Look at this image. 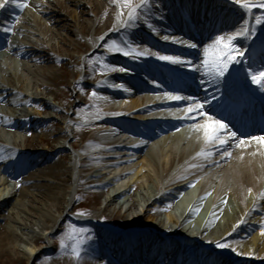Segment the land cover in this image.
<instances>
[{
	"label": "bare ground",
	"instance_id": "bare-ground-1",
	"mask_svg": "<svg viewBox=\"0 0 264 264\" xmlns=\"http://www.w3.org/2000/svg\"><path fill=\"white\" fill-rule=\"evenodd\" d=\"M138 1L131 6L136 7L143 2L151 9L155 17L145 13V7L137 8V12L145 14L149 20L147 25L153 29L189 26L184 21L187 17L189 22L194 23L191 26L201 31L202 40L195 49H177L157 42L151 35L135 32L140 40H134V44L128 40L127 47L118 44L113 41L115 35L129 30L133 22H129L130 8L124 6V0H106L100 5L94 3L93 10L85 12H93L96 19L92 25L84 17V12L72 24L69 14H65L64 7L55 0L48 2L51 9H41L42 17L51 21L49 24L40 22L34 14L25 13L24 8L16 6L17 3H24L28 7L36 0H16L0 8V17L12 20L13 16H21L32 26L26 29V35L21 39L16 34L18 32H13L15 29L11 32V39L7 35L0 37V72L5 71L6 75L1 76L0 73V172L9 168L10 178L18 180V183H10L11 190L4 203L16 197L21 182L35 181L21 191L23 196L17 199L12 210L0 215L5 219L0 230V253H4L5 263L24 264L25 258L10 254L18 253V243H37L56 229L71 209L75 196L72 186L78 175L81 177L83 173L90 175H85L82 181L108 189L109 197L112 196L119 208L128 190L145 187L151 182L152 186H148L141 197L149 201V213L155 215L176 209L181 219L177 229L182 230V239H195L193 244L182 246L180 251L176 249L172 255L168 253L179 247V240L167 236L173 229L166 227L162 218L157 220L156 228L165 230L166 238L155 239L149 244H139L140 239L154 237V230L148 233L144 230L142 234L129 229L135 238L132 243L126 242L129 251L125 253L128 257H125L132 264H219L227 261L233 264L234 260L242 257L241 250L243 254L254 255L257 247L264 242V145L253 139L264 136L258 124V118L264 114V80L256 82L259 85L254 91L257 102L249 103L245 97L239 107L234 97L223 94V84L234 63L245 67L249 65L252 69H256L258 63L264 65V31H257L259 25L254 21L255 18L260 24L264 22V7H258L264 0ZM3 2L0 0V3ZM242 4L257 7L246 8ZM38 25L40 30L36 27ZM93 28L94 36L90 38ZM18 29H23V26ZM63 30L67 31L65 35ZM251 31H257L254 37L250 35ZM155 33L160 35V31ZM36 35L41 40L35 38ZM53 36L58 37V42H52L48 47L46 44ZM221 37L224 43H229V37H235L230 42L233 51L228 55H221L222 44L217 43ZM99 43H105L114 53L113 58L120 59L121 64L135 66L149 76L158 75L156 69L167 70L178 80L174 87L179 86L181 96L177 97L181 99H169L173 111L152 114L156 107L153 94L174 91V88L168 86L165 91H160L132 75L122 76L120 80L123 83L119 84V87L125 86L129 91L112 90V101L123 102L117 108L109 107L93 89L84 90L82 83L75 80L78 71L71 60H86L89 63L83 53ZM72 50L78 52L77 57L72 56ZM126 51L142 53L141 60L129 63L122 57L128 56L123 54ZM160 56L172 57L179 62L161 60ZM220 62L228 64L224 76L215 75V66ZM168 65H176L175 71ZM115 68H119V64L110 69ZM89 76L102 79L105 75L101 77L90 69L85 70V77ZM105 80L101 82L106 83ZM71 85L77 89V94L90 97V103L72 106L73 98L66 94ZM155 85L162 86V83L156 82ZM104 87L110 88L107 85ZM50 95L54 100H62L66 110L54 105ZM189 98L204 104L203 114L195 119L188 118L192 115L188 108L193 102ZM27 106L32 108L31 113L26 110ZM63 113L66 130L61 121L53 118L54 114ZM85 113H95L97 117L93 120L80 119V125L71 123L73 114ZM43 114H46L44 118ZM120 116L122 119H119ZM209 117L219 119L227 126L225 133L221 134V138L227 141L222 146L218 142L205 143L203 129L197 131L194 127L197 123L203 125L210 122ZM29 123H32V129L27 128ZM95 124H103L107 129H96ZM115 124H119L122 131H118ZM70 127L86 140L77 153L72 156L63 153L58 163L50 156H36L29 160L32 148L40 143L53 146ZM39 129L43 134H38L36 138L35 132ZM24 131L28 132L27 138L21 136ZM231 132H235L236 137H230ZM22 143L28 148L27 152L21 147ZM6 155L16 156L15 162L19 161L20 167L11 164ZM68 159L72 164L65 166L64 162ZM29 164L35 165L30 177L18 178L21 169L28 168ZM108 170L113 175L120 172L116 181L118 188L115 184L100 181L109 173ZM194 185L196 189L191 191ZM110 189L113 190L110 192ZM140 200L133 195L124 200L127 208L124 212L119 209L118 219L109 220L105 214L99 218L110 225H124L128 211L135 208ZM252 215L258 216L261 221L258 233L252 242L241 244L235 237L240 236L242 230L251 228L247 222ZM100 229L111 238V245L114 243L119 248L124 245V241H119L126 239L123 234H113L102 226ZM87 239L86 245L97 249L102 260L99 261L91 253L84 254L82 260L85 264H109V255L103 247L105 241L97 236H88ZM218 243L226 245L223 248L228 257L208 251L209 247H216ZM48 246L44 247L45 251L50 250ZM199 246L201 250L198 251Z\"/></svg>",
	"mask_w": 264,
	"mask_h": 264
},
{
	"label": "rangeland",
	"instance_id": "rangeland-1",
	"mask_svg": "<svg viewBox=\"0 0 264 264\" xmlns=\"http://www.w3.org/2000/svg\"><path fill=\"white\" fill-rule=\"evenodd\" d=\"M23 1V0H20ZM50 0H36V3H32L29 5L27 8H24L25 13H32L36 18L44 24H49L51 21L46 20L45 18L42 17V11L41 9H51L48 5V2ZM59 1L60 5L63 7V12L65 14H69L70 22L73 24L74 21L78 18V16H81V14L84 12V17L87 18V21L90 22L92 25L94 23V15L93 12L92 14L85 13L89 9L92 11L93 10V4L98 3V5L101 4V2H105L106 0H55ZM138 0H131V5H135ZM42 3V7L40 4ZM157 5V2L155 3ZM56 8H59L56 6ZM118 12V11H117ZM116 12V13H117ZM145 13H151V10L149 8L145 7L144 9ZM238 13V12H236ZM264 14V13H263ZM141 16H145V14H142L141 12H136V16L134 18V22H136L137 19H139ZM13 19H8L6 20L5 17H0V37H3L7 35L8 39H11L12 35L10 34V31L15 29L13 32L17 34L18 38L21 39L22 37H25L26 35V29L27 28H32L31 24L28 23L27 21L23 19L21 16H13ZM96 19V18H95ZM254 21L258 23L259 28H264V22L260 24L257 19L254 18ZM14 25V27L12 25ZM97 21L95 23V26H97ZM22 25L23 29H18L19 26ZM39 30L41 28L40 25L36 26ZM6 28H10L11 30L9 33H3L2 31L5 30ZM95 28H93L92 33L90 35V38H92L94 35ZM66 30H63L62 33L63 35L66 34ZM253 33V31H251ZM38 40H41L40 36H35ZM130 41L132 44H134V39L132 36V33L129 32V30H122L119 33H117L113 39V41L117 42L118 44L127 47L129 43L127 41ZM58 42V37L53 36L52 39L47 42V46H50V43ZM72 56L77 57L78 52L75 50L71 51ZM82 55V54H81ZM84 59L88 58L89 63L85 61L80 62L78 59L76 60H71L72 66L77 67L78 75L75 78L76 81L81 82V87L89 91L91 89L94 90L96 95L99 98H103L104 101L109 107H120L123 105L122 101H112V95L108 93L106 90H104V86L107 85L101 80H98L99 76H89L85 77V70L90 69V71L94 74H100L101 77L103 75H106L108 70L113 65L119 64V67H122L123 65L121 64L120 59H114V53H112L108 48L105 43H99L94 47H91L89 50H87L85 53H83ZM69 58V57H68ZM135 58V59H134ZM134 58H127V61L129 62H135L138 63L141 59L139 57H134ZM1 76H6L5 71L0 72ZM134 78L139 79L140 81H146V83L151 84L152 79L150 78H145L144 74L139 72H135L134 75H132ZM73 78H71V81H75ZM115 88L114 90H122V91H129L128 88L125 86L119 87L116 86L118 84H111ZM111 87V86H110ZM60 90L59 88H57ZM67 91V92H66ZM66 94H68L71 98H73L72 101V106L74 105H79V106H86L87 104L90 103V97H84L83 95L77 94V89L74 88L73 85L66 89ZM138 95H136L137 97ZM49 99L53 102L54 105L59 106L62 109L66 110L65 104L63 103L62 100H54L52 98V95L49 96ZM124 100V99H123ZM97 102V101H96ZM78 106V107H79ZM26 110H28L30 113L32 112V108L27 106ZM43 118L46 116V114L41 115ZM96 114L95 113H85V114H73L72 118L73 121L71 122L72 124L77 123L80 125L82 121L80 119H89L93 120L96 119ZM53 118L55 120L61 121L63 124V128L66 130V125H65V113L63 114H54ZM49 122V121H48ZM46 122L45 124H47ZM96 129H101L105 128L107 129L103 124H95L94 125ZM113 127V126H112ZM0 128L2 126L0 125ZM28 129H32V123L28 124ZM66 135L62 136L59 138L58 141L54 142L53 146L47 145L45 143H40L38 146L35 148H32L31 154L29 155V160L30 158H35L36 156H42V157H47L50 156L54 161H60L59 159L62 157V154L65 153L68 156H72L74 153H77L82 145L85 143V139L80 136L79 132H75L71 127L68 131H66ZM43 134L41 130L39 129L37 132H35V136L37 138L38 134ZM21 136L23 138H27L28 132L24 131L21 133ZM75 145V146H74ZM24 151H28V148L23 146V143L21 145ZM5 151V150H4ZM38 153V154H35ZM10 155V154H9ZM96 155H99V153H96ZM13 158V159H12ZM16 156H8L6 155V159L9 160L11 164H16L18 168L20 167V162H15ZM61 162V161H60ZM58 163V162H57ZM65 166H70L72 162L68 159L66 162H64ZM46 164V163H45ZM25 166V165H24ZM35 167V165H33ZM33 166H28L26 169H21L18 178L22 179H27L30 177V173L33 171L34 167ZM61 169H65V167H60ZM17 169V168H16ZM80 175V174H79ZM78 175V178L76 180V183L74 184L73 187V192L75 193V196L72 200L71 204V209L68 211L65 215L64 220L63 218L61 219L60 223L57 225L56 229L45 239L38 241L37 243L33 242H28V243H18V246H20V250L18 253L13 252L10 253L11 256L15 257L16 255H20L23 258H25V263L24 264H85V260L83 261V255H87L91 253V255L99 261L102 260L100 258L99 253L97 252V249H93L92 247L89 248V246L86 245V241H88L87 237L88 236H97L102 238L105 243H104V250L106 253L109 255V264H132L131 262L126 259L125 256H127L125 253L126 251L128 252V243H132V240L134 235L129 229L136 230L137 232H141L143 234L144 230L145 232L147 231H152L154 230L155 236H151L150 239H145L142 238L141 243L139 244H149L155 239H161V238H166L165 236V230L160 228H156V223L157 220L162 218L163 222L166 227H170L173 229L171 233H168V237H174L177 240H179V247L175 249H171L168 254H175L176 249L177 251L181 250V247L186 245V244H193L195 242V239H182L183 234L181 229H177V225L180 223V218L178 215V211L175 210H164L159 213H156L153 215L152 213H149L147 210V202L146 198H141L143 196L142 192H146V188L149 186H152L151 182H148L145 187L141 186L138 189H131L127 191V196L122 197V206L119 208V206L116 207L117 202L112 200V196L109 197V191L108 189L105 190L103 186L98 185V184H91L82 181L81 179L85 175H90L89 174H82L80 177ZM51 177V176H49ZM108 174L106 176H103L100 178V181L102 183L108 182ZM10 181V182H9ZM18 183V180H12L10 178V172L9 168H7L4 171L0 172V215H5L8 211L13 209L14 203L17 201L18 198H22L23 195H21V191H25L24 189L30 184H34V180H27L23 181L20 184V189L18 190V194L16 197L6 201L7 196L9 195V191L11 190L10 183ZM112 184H115V186L118 188V184H116L115 181H112ZM107 184V183H106ZM69 185V183H68ZM71 186V185H70ZM196 189V186L194 185L191 189V191H194ZM113 189L110 190V192ZM35 192H39V189H35ZM100 194V195H99ZM131 195L134 197L140 198V203L138 205L128 211L127 213V223L124 225H117V224H108L105 221H101L99 216L102 214H105L108 216V219H118V213L119 209L120 211H125L126 210V203L123 204L124 200H127ZM27 197L26 195H24ZM160 204V203H158ZM157 204V205H158ZM36 212V211H35ZM80 213H83V215H80ZM221 217H223L221 215ZM5 222L4 218H0V230L1 226ZM261 221L259 220V217L256 215H252L248 222L247 225L250 226L251 228L249 230H242L240 233L241 235L238 237H235V239H239V242L241 244H248L252 242L254 239V236L258 233V224ZM75 225V226H74ZM100 226L108 229L111 233L113 234H123L126 239H120L119 241H124V245L119 248L116 244L112 243L111 238L107 237V235L100 229ZM22 231V229H20ZM150 231V232H151ZM27 232V231H25ZM148 233V232H147ZM165 236V237H164ZM147 237V235H146ZM108 238V239H107ZM139 240V241H140ZM194 240V241H193ZM49 245V251H45L44 247L46 245ZM63 245V247H62ZM73 248H76L79 251V256L77 257L73 253ZM126 248V249H125ZM201 250V246H199L198 251ZM209 252L211 253H222L226 257H228V252L224 250V248H219V247H209ZM256 252L254 255H246L243 254V250L240 251L242 257L239 259H236L233 261V264H264V242H261V246L257 247V249L254 251ZM4 254V253H3ZM0 253V264H11V263H5L4 255ZM128 257V256H127ZM236 262V263H235ZM219 264H229V261L227 263H219Z\"/></svg>",
	"mask_w": 264,
	"mask_h": 264
},
{
	"label": "snow or ice",
	"instance_id": "snow-or-ice-1",
	"mask_svg": "<svg viewBox=\"0 0 264 264\" xmlns=\"http://www.w3.org/2000/svg\"><path fill=\"white\" fill-rule=\"evenodd\" d=\"M16 0H4L3 3H0V8H5L6 6H8L9 3H15ZM17 7L23 9L25 7H27L26 4L24 3H17L16 5ZM124 6L130 8V11L128 13V19L129 22H132V20L135 18L136 16V12H137V8H144L147 5L144 4L143 2L140 5H137L136 7H132L131 6V0H124ZM242 7H257V5H248V4H242ZM258 7H264V3L258 5ZM259 22V21H258ZM10 28H6L5 31H10ZM239 35V33L237 34ZM235 37H229L228 41L229 43H224V38L221 37L220 40L217 42L219 44H222V52L221 55H228L231 51H233L232 47H231V40L234 39ZM192 47H196V45H191ZM124 55H133L134 57H138L140 55H142V53H131V52H123ZM161 60H166V61H171L173 63H177L179 61L174 60L172 57H168V56H160L158 57ZM228 59L231 60L232 57L229 55ZM205 64L207 65V61H205ZM228 71V64L227 63H217L215 66V75L217 76H224L225 72ZM253 81L257 82L260 80H264V71H261L259 73V75H253ZM262 87H264V84H262ZM93 95H95V93H93ZM173 100H179L181 99V97H177V96H173L170 97ZM192 99V104L189 106L188 108V112L191 113L192 115L188 118L190 119H195L196 117H198L199 115L203 114L202 110L204 109V104L197 102L194 98H189ZM210 122H206L203 125H200L199 123H197L194 127L197 131H200L201 129H203L204 132V140L205 143H214V142H218L219 145H224L227 141L225 139L221 138V134L225 133V130L227 129V126L222 123L219 119H215L213 120L211 117L208 118ZM236 133L235 132H231L230 133V137H236ZM253 139H255L260 145H264V136L261 137H253ZM241 144L244 143V141H240ZM199 155V154H198ZM230 155V154H229ZM80 215H83V213H80ZM63 247V245H62ZM217 247L219 248H223L226 247L225 244L223 243H218ZM73 253L78 257L79 256V251L76 248H73Z\"/></svg>",
	"mask_w": 264,
	"mask_h": 264
}]
</instances>
